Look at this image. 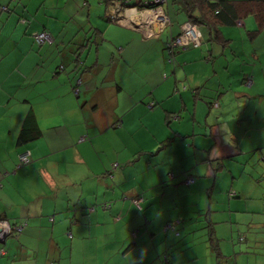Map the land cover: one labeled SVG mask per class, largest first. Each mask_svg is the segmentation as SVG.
<instances>
[{"label": "crops", "instance_id": "obj_1", "mask_svg": "<svg viewBox=\"0 0 264 264\" xmlns=\"http://www.w3.org/2000/svg\"><path fill=\"white\" fill-rule=\"evenodd\" d=\"M154 1L159 5L151 10L159 11L158 14L164 13L169 21V28L159 27L156 22L158 15L154 13L152 15H155V18L151 16L153 18L149 24L146 11L135 10L131 15L133 20L129 21V16L122 15L123 8L120 7L122 0H114L119 10V18L122 17L125 21H118V26L101 19L96 25L95 28L101 31L105 40L98 46L89 48L94 49L96 53V59L90 65H88V56L82 58L83 49L81 55L73 54L75 47L85 41L92 31H88L87 34L78 32L75 38L78 37L81 42L71 38L72 47H67L69 52L61 51L58 54H51L49 44L37 46L39 52H36V43L30 37L20 41H14L12 35L8 37V43L13 42L10 45L12 48L9 52L10 63L0 59V120H2L0 219L11 226L13 223L22 226L27 221V226L21 233L10 235L4 242L6 245L3 243L0 245L2 248L8 247L10 252L15 237L17 242L23 241L29 248L19 242L22 247L18 250L21 251L23 259L31 262L29 264H41L39 257H47V253L42 251H47L48 246L50 247L48 253L51 255L50 264H53L68 246L84 253L85 248L90 246L92 238L96 240L101 238L92 231L93 220L97 221L98 226L105 228L106 232L102 237L106 235L108 238L103 240V244L109 256H115L117 253L113 251L115 247L122 249V246L125 248L128 246L126 249L129 256L137 261L159 264L158 257L163 250L166 251L165 249L173 246L172 244H179L180 235L171 230L164 240L161 231L166 223L181 218L184 214L191 218L194 213H202V215L204 213L201 218L203 226L206 225L205 214H207L216 229L218 222L212 216L216 211L210 208L212 201L217 199L214 193L224 190L220 184L228 181L226 177L231 178L230 190L233 189V182L243 175L258 176L254 177L258 182L264 177V144L243 150L238 143L235 145L232 143L233 134L230 135L228 131L222 133L217 124L209 119L211 116L225 115L221 103L222 95H219L217 104L211 93L219 94L221 89L225 91L228 86L231 87V84H219L211 89L201 81L187 79L188 64L201 60L202 50L189 48L193 46L192 44L183 49L184 53L178 57L183 63L181 62L180 66H176L179 61L175 65L174 62L172 63L171 79L150 78L152 69L146 72L145 63L141 71L131 66L133 46H137L142 55L146 52L150 55L156 52L157 59L159 56L163 59L164 45L169 36H175L180 31L182 34L183 25L190 23L184 22L180 30L176 24H173L171 12L165 7L169 0ZM2 2L4 4L5 0H0V3ZM104 3L106 6L105 0ZM23 4L28 5L26 2ZM173 8L175 10L174 6ZM26 11L30 13L29 5L26 6ZM2 12L3 10L0 9V13ZM13 21L14 28L17 29L19 26L16 25L15 19ZM239 24L233 27L248 30L256 28L252 18L245 19ZM39 25L41 26L37 20H34L27 29L37 32L44 30V28L41 30ZM226 28H222L224 36L233 40L234 30ZM196 29L201 36L197 26ZM19 31L21 35H25L21 30ZM239 35V38L243 39L242 31L237 33V37ZM61 39L62 36L52 33L53 45L63 43L64 40ZM95 41L97 43V37ZM3 46L4 43L1 44L2 48ZM100 52L106 53L108 62L99 63ZM204 52H208L205 59L211 61L214 49ZM36 53L46 57V60L39 62ZM232 53L237 54L233 50ZM242 54L246 55L245 50L239 52V59L244 58ZM254 59L249 72L240 73L242 97L250 96L260 79L258 61L256 57ZM73 63L76 64L75 67H72ZM85 64L92 68L84 75L77 71L71 73V70ZM159 64L161 73H165L167 65L163 66L160 62ZM119 71L124 72L121 78L116 76ZM246 81L248 88L245 86ZM182 84H188L193 88L181 89ZM139 88H142L145 94L134 96L133 93ZM145 96L149 109L139 105L145 102ZM169 97L174 99L170 100V104L165 105ZM158 107L164 109L160 111ZM141 112L155 114L159 118L153 123L157 130L152 132V143L171 136L172 131L176 133L167 146L168 149L173 150V155H176V160L173 161L178 162V165L171 167L170 171L173 172L171 174L174 175L171 180L168 177L165 179L162 174L156 180L150 179L152 160L146 159L145 163L138 162L137 154H142L141 152L132 154L130 150L128 152L131 153H128L125 147L115 146L109 142L110 136L120 137L121 133L134 132L137 126L135 119ZM196 112L204 116L203 122L199 120L197 126H195ZM29 114L34 117L41 135L34 141L19 144L18 137ZM170 114L178 115V118L170 125L164 124L160 120L161 116L165 122ZM246 128L249 129L248 125ZM261 129L264 130V125ZM180 135L185 138L181 139ZM177 140L181 142L182 152L174 151V143ZM200 140L207 143L201 144ZM24 150L31 152V160L27 165L17 167V155ZM151 153L150 150L146 152L147 156ZM227 159L231 163L243 167L245 163L246 166L253 168L249 172H246V167L239 172L232 168L225 169ZM113 164H118L121 169L109 177ZM155 165H161L163 173L168 171L170 166L165 161L160 164L158 160ZM189 170L194 173L195 179L194 183L187 187L181 185V180L183 173ZM125 173L128 175L126 176ZM132 173L133 179H131ZM124 182L129 183L130 188L123 194L120 193V188ZM259 189L257 186V190ZM233 191L237 192L234 189ZM141 193L145 201L142 204L143 211L139 212L133 208L129 199ZM230 199L229 195L222 197L224 202L228 200V209H232L234 204L233 201H229ZM100 203H110L112 206L110 212L88 211L91 205ZM223 208H226L225 205ZM114 216H117V220L113 221ZM135 227L139 231L132 240L130 232ZM193 228L191 224L188 226L181 224L178 225L177 230H181L180 233L189 231L190 234L187 236L192 243L195 238H199L193 233L196 231ZM201 237L206 238L205 233ZM182 252L180 258H198L194 249L182 250ZM28 254H32L35 260L28 258ZM136 260L135 262L138 263Z\"/></svg>", "mask_w": 264, "mask_h": 264}, {"label": "rangeland", "instance_id": "obj_2", "mask_svg": "<svg viewBox=\"0 0 264 264\" xmlns=\"http://www.w3.org/2000/svg\"><path fill=\"white\" fill-rule=\"evenodd\" d=\"M27 4L29 5V11H26V7L21 8L18 5L12 3L10 8L16 7L15 9L21 15V18L29 20L31 23L34 20H37L40 29L42 30L45 28L50 33H54L55 35L62 36L64 40L63 43H57L50 48L51 54H58V52L63 51V49L67 47H72L70 44V39L75 38L78 32H88L93 31V28L101 21V19L105 20L109 24H119L118 22H111L107 19L104 15V10L106 8L104 0H26ZM106 2V0H105ZM137 0H130V4H135ZM172 0H169L168 5L165 7L171 12L173 24H176L178 28H180V22L184 20V15L182 16L181 13L177 14L173 8ZM18 7V8H17ZM110 7V6H109ZM15 11V10H14ZM0 59L8 61L9 60V52L12 48H10L11 44L8 43L9 35L13 36V40H23L28 35V25H22L18 23L16 15H7L6 12L0 13ZM154 16V15H148ZM12 17V18H9ZM15 19L16 25L19 27L16 29L14 28V21ZM119 26V25H118ZM228 29H232L235 32V36H233L232 42H230L229 47L223 48L218 44L208 42V35L206 29L203 27H199L201 32V45L195 46L193 45L192 48L197 49L200 52L202 59L193 61L189 63L186 71H187V79H195L196 81H201L202 83L206 84L207 88H214L219 86V84L226 85L228 83L231 84V87H227L225 91L221 89L219 94L217 92H212L211 96L213 100H216V103L219 100V95H222L223 102H221L224 106L225 115L214 117H209L210 121L217 124L219 129L222 133L228 131L229 134H233L232 143L239 144L241 149H253L256 148L258 145L264 144V130H262V126L264 125V30L255 38L249 39L246 36L248 29L246 28H238V27H227ZM226 28V29H227ZM23 34L21 35L20 31ZM244 35L243 39H240V35L237 37V33L241 32ZM92 33L89 34L90 37ZM32 39V37H30ZM76 40H80L78 37L75 38ZM91 41H94V38L91 37ZM4 43L3 48L1 44ZM6 46V48H5ZM76 48V47H75ZM68 49V48H67ZM214 49L212 56L214 58H210L211 61H207L205 59L208 52H204L207 50ZM8 50V51H7ZM233 51H236L237 54H233ZM245 50L246 55L242 54L244 57L243 59H239V52ZM35 51L37 50V45L35 47ZM132 55H131V66H135L139 71L143 68V63L146 65V72L152 69V73L150 78L157 79V78H166L171 79L172 75V64L168 63L169 50L163 49V59L161 56L157 59V53L150 55L148 52L145 54H141V51L137 46H133ZM74 53V56H76ZM183 54L182 50H179L175 56L174 65L178 60L179 55ZM39 62H44L46 57H42L40 53H36ZM106 53L100 52L99 54V63L103 64V62H108L107 57L105 56ZM119 55V54H118ZM88 56V65L96 59V53L94 49H87L84 47L82 58ZM256 57L257 68L259 65V72H260V79L256 82V86L253 88L252 93L250 96L242 97L240 94L241 86L240 84L242 80V76L240 75L241 72H249L251 65L254 64V58ZM118 59V58H116ZM110 61V57H109ZM167 65V70L165 73H161L160 67L161 65ZM183 63V61H181ZM180 61L176 63V66H180L182 63ZM204 63V64H202ZM125 64V63H122ZM137 64V65H136ZM75 63L72 64V67ZM217 65V66H216ZM215 67V69H213ZM72 69V68H71ZM74 70V69H73ZM71 70V73L72 71ZM82 73V72H80ZM117 78H121L124 76V72L119 71L116 73ZM186 79V80H187ZM201 83V84H202ZM248 81L245 82V86L247 87ZM244 86V84H243ZM185 87L186 89L189 87L188 84L181 85V89ZM15 89V87L13 86ZM193 88V87H189ZM248 88V87H247ZM183 92V91H181ZM222 93V94H221ZM145 94V91L142 88L135 90L133 93L134 96L139 97L140 95ZM177 94V93H176ZM181 94V93H180ZM218 95V96H217ZM174 98L169 97V100L165 102V105L170 104V100ZM144 101L142 104H139L143 107H148V100L145 96ZM141 102V101H140ZM240 106V107H238ZM163 107H158V110L162 111ZM176 117H170L166 119L164 122V118H160L164 124H172L173 120L178 118V115H174ZM159 120L155 114H148L141 112L135 119L136 130L132 133L126 132L121 133L120 137L110 136L109 142L110 144H114L115 146H121L126 148V152L132 150V154L137 152H141L142 154L138 153L137 157L138 162L145 163L146 159L152 160L151 170L149 172L150 179L156 180L160 174L162 177L167 178L169 173H173L171 170L172 165L177 164L174 159L176 160V155H173V150L168 149V147H163L160 151H158L159 147L162 146L161 141L157 143H152V132H156L157 129L154 128L153 123ZM201 120L203 122L204 116L202 113H197L195 116V126H197L198 121ZM194 124V122H190ZM248 125L249 129L246 128ZM2 128V120H0V129ZM259 132H258V131ZM259 137V140H258ZM231 138V137H230ZM104 143L107 141L103 140ZM259 141V143H258ZM201 144L207 143V141L200 140ZM255 143H258L254 146ZM152 152L150 156H147L146 152ZM182 152L183 148L181 146V142L177 140L174 143V151ZM248 152V151H247ZM256 152V151H255ZM131 153V152H128ZM250 153V152H249ZM247 153L246 155L248 156ZM182 154V153H181ZM187 155V152H186ZM147 156V157H146ZM159 161L160 164L162 161H165L166 164H169L168 171L163 173V169L161 165L156 166L155 162ZM144 161V162H143ZM168 162V163H167ZM244 167H246V172L252 170L253 167L246 166L243 163ZM242 165H237L236 163H231L229 160H225V169H235L237 172L242 171L244 168ZM121 169V168H119ZM176 172V171H175ZM127 176L128 174L125 173ZM134 174H131V179H133ZM257 178L258 176H254ZM254 177L243 175L242 178L236 179L233 182V189L236 190L237 197L231 198L229 201H233L234 204L232 209H228L227 201H223L222 197L225 195H229L228 191L230 190L231 178L226 177L228 179L227 182L223 181L220 184V187L224 190H220L214 193L217 196V199H214L211 204L212 210L216 211L214 213L213 219H215L217 223L216 236L218 237V244L223 254H229L235 260H229V264H264V247L262 249L255 250H243L244 244H234V251L233 245H231V241H236L235 237L237 234H244L247 236L249 241L252 238H255V235L258 234L259 237L264 239V177H261V181L254 179ZM257 186L260 188L257 190ZM129 183L124 182L121 184L120 193H127L129 190ZM233 189L230 190L229 193L234 192ZM117 192V187H116ZM235 193V192H234ZM225 205L226 208H223ZM210 217V216H209ZM211 219V217H210ZM96 220L92 221V226L94 234L97 236L99 235L101 238H92L90 240V246L86 247L84 253L77 252L75 249L74 252V260L76 261L75 264H111L112 259H115V256L120 255L122 256L123 250L120 247H115L113 251H117L115 256H109L105 252V245L103 244V240H108L105 234L104 226H98ZM251 223H255L254 226ZM16 224V223H13ZM251 226L254 231L248 229V226ZM196 236L198 235V239H194L193 248L196 251L198 258L190 257L187 260L189 263L184 264H216L214 257L210 256V247H208L207 242H203L205 238L201 237L204 234L203 230H196L193 232ZM18 234V233H17ZM13 235H16L15 233ZM10 237V236H9ZM8 237V238H9ZM24 239V238H23ZM13 248L10 251V256L4 257L0 256V264H29L31 263L29 260L23 259L21 255V251L18 250L19 247L22 245L29 248V246L24 243L23 241L17 242L16 237L14 238ZM6 245V243H3ZM1 246V245H0ZM5 251H9L8 247H3ZM50 247L48 246L47 251H42V253H47V257L40 256L41 259L39 263L41 264H50L51 262V255L48 253ZM241 250V252H240ZM28 258L35 260L32 254H28ZM194 258V259H193ZM121 259V258H120ZM125 264V263H119Z\"/></svg>", "mask_w": 264, "mask_h": 264}, {"label": "trees", "instance_id": "obj_3", "mask_svg": "<svg viewBox=\"0 0 264 264\" xmlns=\"http://www.w3.org/2000/svg\"><path fill=\"white\" fill-rule=\"evenodd\" d=\"M114 0H106V8L104 10V15L110 20L111 22H118L119 21V15H118V8L117 4L113 2ZM20 2V4H19ZM27 2L26 0H5L4 4L3 2L0 3V9L3 10V12H6L7 15H16L17 20L22 25H28L30 22L29 20L21 18V15L18 13L15 9L16 7H13V9L10 8V5L12 3L19 4L18 6L21 8H24L28 5H24L23 3ZM172 5L175 7V10L177 13H181L184 15L185 20L180 23V30L181 25L184 22H190L193 25H196L198 28L203 27L206 29L208 34V42L215 43L220 45L221 47H227L230 42H232L231 39L226 38L223 34L222 28L224 27H233V26H239L243 20L252 18L256 24V28L253 30H248L246 33V36L249 39H253L257 37L263 30H264V0H172ZM112 5V6H111ZM159 5L158 2L154 0H138L135 4H130V0H122V4L120 5L121 8H123V11L126 9L134 8L138 11H145V10H151L155 9ZM3 6V7H2ZM110 6V7H109ZM18 8V7H17ZM15 10V11H14ZM12 18V17H9ZM32 23V22H31ZM29 27V26H28ZM169 28L168 26L164 27V29ZM134 29V28H133ZM34 33H45L47 34V38H40L39 40L42 42H38V39L33 38ZM84 33L87 34L85 31ZM181 31L179 34H176L175 36H169L168 40L166 41L164 48L169 50V57L167 62L172 64L175 61V56L178 53L179 50H183L180 46H174V42L177 40V38L180 36ZM28 35L32 37L34 43L38 47L42 46L43 44H49L54 46L52 44V33L47 31L45 28L42 31H29ZM87 36V35H86ZM91 37L94 38V41H91ZM95 37L98 38V41L96 43ZM105 38L102 36V33L99 29L93 28L92 35L85 39L82 43H79L76 47L77 55H81V50L85 48L89 49L93 46H98L101 41H104ZM78 42H81L80 40ZM74 45V44H73ZM200 46V45H199ZM71 47V46H70ZM64 52H69L67 48L63 49ZM83 51V50H82ZM74 55V54H73ZM77 61L75 60V63ZM83 64V62H80ZM77 64V63H76ZM76 64L73 66L75 67ZM61 68V67H60ZM92 67L85 65L78 66L73 71L82 72L81 75H84L87 73ZM79 75V76H81ZM79 86V84H78ZM78 89V87H77ZM75 90V89H74ZM172 115V114H170ZM169 115V117H170ZM175 115V114H174ZM172 115V117H176ZM180 134V133H179ZM41 135V131L38 128L36 121L34 120V117L29 114L27 118L25 119V123L22 127V131L19 134L18 137V143L19 144H25L31 141L36 140ZM176 133L174 131L171 132V136L165 138L164 140H161L160 143H162V146L159 147L158 151H160L163 147H167L173 140ZM180 138H185L182 135H180ZM186 140V139H185ZM25 151V150H24ZM29 151V150H28ZM31 153V152H30ZM153 154V153H152ZM19 155V154H18ZM17 155V163L16 166H25L27 164H20L18 160ZM118 164H113L111 167V170L109 171V177H112L114 172L119 169ZM170 180L173 179L174 175L169 173L167 176ZM195 175L194 173L189 170L187 173H183V178L181 180V185L183 186H191L194 183ZM2 188V184L0 183V190ZM236 193L232 192L229 193V198H236ZM129 201L132 203V206L135 210L141 212L143 211L142 204L145 201L144 196L141 194H138L136 196H133ZM138 202V203H137ZM111 204L110 203H100L99 205H91L88 209V211L95 212V211H102V213H108L111 210ZM204 215V213H203ZM202 213H197L193 215V217H188L186 214H184L181 218H178L176 220H173L171 222H168L164 225L161 233L165 237L164 240H166V235L168 231H174L179 236V244H172L170 248L163 250V253H161L160 257H158L159 264H184L189 263L187 258L183 259L180 258L181 254L183 253L182 250H191L193 248V243H191V240L188 238L189 231H180L177 230L178 225L184 224V226H188L191 224L193 226V229L199 230L203 228V231L205 233L206 238L203 242H207L208 247H210V256L214 257L216 264H229V260H235L231 257L229 254H223L220 246L218 244V237L216 236L215 226L213 223L210 222V218L207 217V214H205V222L206 225L203 226L202 222ZM207 217V218H206ZM112 218V217H111ZM190 218V219H189ZM117 220V216L113 217L112 220ZM1 221V219H0ZM17 224V223H16ZM14 225L16 228L11 230L10 235H13L14 233H21L23 228L27 226V221L23 223L22 226ZM252 226L255 225V223H251ZM182 229V228H181ZM248 229H251V226H248ZM19 231V232H18ZM139 231L137 227L134 228L133 231L130 232V238L135 239L136 234ZM185 233V234H184ZM9 235V236H10ZM7 236L3 241H0V243H4L5 240L9 237ZM176 236V237H178ZM236 241H231V245H233V251H234V244H244L243 250H255L262 249L264 247V239L262 237H259L258 234L255 235V238H252L251 241L247 238L246 235L237 234L235 237ZM130 244V243H129ZM134 244V243H132ZM122 256L117 255L115 256V259L117 258V261H112L111 264H119V263H125V264H151V263H144L142 261H137L135 258H132L129 256L126 248L122 246ZM130 247V246H129ZM74 252L75 249L71 246H68L64 248V253L59 254V257L53 262V264H75L76 261L74 260ZM241 252V250H240ZM9 251H5L0 246V256L8 257L10 256ZM121 258V259H120ZM135 260L138 262L136 263ZM140 260V259H139ZM236 264V262H235Z\"/></svg>", "mask_w": 264, "mask_h": 264}, {"label": "built area", "instance_id": "obj_4", "mask_svg": "<svg viewBox=\"0 0 264 264\" xmlns=\"http://www.w3.org/2000/svg\"><path fill=\"white\" fill-rule=\"evenodd\" d=\"M135 9H126L123 11L122 15L123 16H129L130 20L132 21L133 19L131 18V15L134 13ZM147 13L151 14H158L156 12H153L152 10H145ZM119 21H125V19H122V17L119 18ZM128 21V22H129ZM152 22V20L149 22V24ZM156 22H158L159 27L164 28L169 25L168 19L165 17L164 13H159L158 17H156ZM149 25L148 23H144ZM150 35V33H148ZM47 34L45 33H34V38L38 39V42H42L39 39L40 38H47ZM200 33L196 29V25H193L191 23H185L183 25V33L177 38V40L174 42L173 47L180 46L182 49L187 48L190 44L194 46H199L200 44ZM30 151L25 150L18 155V160L20 164H27L30 160ZM138 203V202H137ZM1 224V223H0ZM6 228H8L7 233L10 231V226L7 225ZM2 229H5V227H2ZM1 230V229H0Z\"/></svg>", "mask_w": 264, "mask_h": 264}, {"label": "clouds", "instance_id": "obj_5", "mask_svg": "<svg viewBox=\"0 0 264 264\" xmlns=\"http://www.w3.org/2000/svg\"><path fill=\"white\" fill-rule=\"evenodd\" d=\"M131 9H134V8H131ZM0 223H1V224H0V229H1V230H2V227L9 225V224L6 223L5 221H0ZM2 224H4V225L2 226ZM14 225H15V224H13L12 226L9 225V226H10V231H9L8 233H6V234H3V235L0 237V241H3L7 236L10 235L11 230H13L14 228H16Z\"/></svg>", "mask_w": 264, "mask_h": 264}, {"label": "water", "instance_id": "obj_6", "mask_svg": "<svg viewBox=\"0 0 264 264\" xmlns=\"http://www.w3.org/2000/svg\"><path fill=\"white\" fill-rule=\"evenodd\" d=\"M4 227H5V229L0 230V237H1L3 234H6V233H7L8 228H6V226H4Z\"/></svg>", "mask_w": 264, "mask_h": 264}, {"label": "bare ground", "instance_id": "obj_7", "mask_svg": "<svg viewBox=\"0 0 264 264\" xmlns=\"http://www.w3.org/2000/svg\"><path fill=\"white\" fill-rule=\"evenodd\" d=\"M146 15H147V17H148V15H152V14H151V13H147ZM157 15H158V14H157ZM154 16H155V15H154ZM154 16H153V17H154ZM153 17L149 16V21H151ZM154 18H155V17H154Z\"/></svg>", "mask_w": 264, "mask_h": 264}]
</instances>
